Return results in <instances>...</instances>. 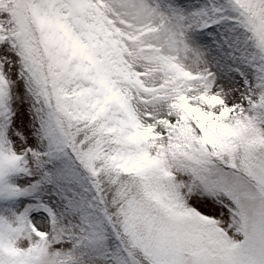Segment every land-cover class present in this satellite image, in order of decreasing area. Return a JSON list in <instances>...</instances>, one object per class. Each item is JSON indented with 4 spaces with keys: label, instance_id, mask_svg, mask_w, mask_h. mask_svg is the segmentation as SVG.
Here are the masks:
<instances>
[{
    "label": "snow or ice",
    "instance_id": "1",
    "mask_svg": "<svg viewBox=\"0 0 264 264\" xmlns=\"http://www.w3.org/2000/svg\"><path fill=\"white\" fill-rule=\"evenodd\" d=\"M0 264H264V0H0Z\"/></svg>",
    "mask_w": 264,
    "mask_h": 264
}]
</instances>
